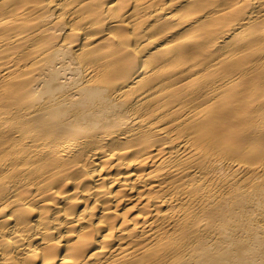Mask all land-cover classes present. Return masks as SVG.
Wrapping results in <instances>:
<instances>
[{
  "label": "bare ground",
  "instance_id": "bare-ground-1",
  "mask_svg": "<svg viewBox=\"0 0 264 264\" xmlns=\"http://www.w3.org/2000/svg\"><path fill=\"white\" fill-rule=\"evenodd\" d=\"M0 264H264V0H0Z\"/></svg>",
  "mask_w": 264,
  "mask_h": 264
}]
</instances>
